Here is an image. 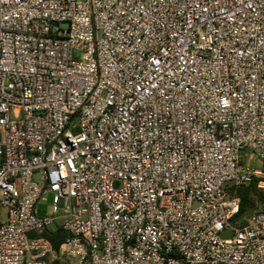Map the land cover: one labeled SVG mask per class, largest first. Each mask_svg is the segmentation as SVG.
Listing matches in <instances>:
<instances>
[{
  "label": "built area",
  "instance_id": "obj_1",
  "mask_svg": "<svg viewBox=\"0 0 264 264\" xmlns=\"http://www.w3.org/2000/svg\"><path fill=\"white\" fill-rule=\"evenodd\" d=\"M252 182L264 0H0V264H264Z\"/></svg>",
  "mask_w": 264,
  "mask_h": 264
},
{
  "label": "trees",
  "instance_id": "obj_2",
  "mask_svg": "<svg viewBox=\"0 0 264 264\" xmlns=\"http://www.w3.org/2000/svg\"><path fill=\"white\" fill-rule=\"evenodd\" d=\"M228 195H238L240 198V209L233 221L237 225L243 226L247 224L248 219L258 210L264 209V190H260L256 186V182L248 185L234 187L228 183L226 186ZM45 235L52 241L55 249H59L61 242L68 235L62 227L56 225L46 231ZM57 264H61L56 262Z\"/></svg>",
  "mask_w": 264,
  "mask_h": 264
},
{
  "label": "rangeland",
  "instance_id": "obj_3",
  "mask_svg": "<svg viewBox=\"0 0 264 264\" xmlns=\"http://www.w3.org/2000/svg\"><path fill=\"white\" fill-rule=\"evenodd\" d=\"M52 193L44 192L39 203L37 205L38 213L44 214L46 212H51V202H52ZM6 219V209H2L0 215V221H4ZM73 264H77V258H73Z\"/></svg>",
  "mask_w": 264,
  "mask_h": 264
},
{
  "label": "water",
  "instance_id": "obj_4",
  "mask_svg": "<svg viewBox=\"0 0 264 264\" xmlns=\"http://www.w3.org/2000/svg\"><path fill=\"white\" fill-rule=\"evenodd\" d=\"M228 234H229V231H225V232L222 233V236L226 237Z\"/></svg>",
  "mask_w": 264,
  "mask_h": 264
}]
</instances>
